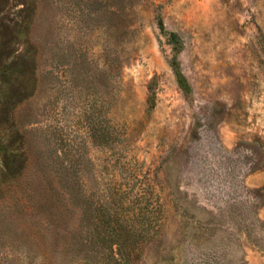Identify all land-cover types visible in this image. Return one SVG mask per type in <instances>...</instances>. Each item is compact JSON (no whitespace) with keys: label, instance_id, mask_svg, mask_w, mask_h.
Returning a JSON list of instances; mask_svg holds the SVG:
<instances>
[{"label":"rangeland","instance_id":"obj_1","mask_svg":"<svg viewBox=\"0 0 264 264\" xmlns=\"http://www.w3.org/2000/svg\"><path fill=\"white\" fill-rule=\"evenodd\" d=\"M0 256L264 264V0H0Z\"/></svg>","mask_w":264,"mask_h":264},{"label":"trees","instance_id":"obj_2","mask_svg":"<svg viewBox=\"0 0 264 264\" xmlns=\"http://www.w3.org/2000/svg\"><path fill=\"white\" fill-rule=\"evenodd\" d=\"M157 24L161 30V32L165 33L167 35L168 42L172 45V57L170 59V65L172 67V70L175 74L177 83L179 87L185 92L191 91V85L184 74L183 70L181 69V65L178 59L177 53L182 49L183 46V39L182 37L175 31H169L165 28V23L163 21V18L161 15L158 14L157 16ZM122 221L126 223L129 228H125L128 232L124 235L119 231H111L108 229V226L110 225L109 218L103 217L101 218V223L99 225V228L97 230L95 229V232L92 234V237L94 239L100 237L104 241L108 243V247L110 248L111 252L108 257L112 260H116L118 262H127L129 260V253L127 249H130L131 244L128 241V234L132 235L135 234V231H143L145 228L144 226H134V219L132 217L125 216ZM130 225H132L130 227ZM144 225V224H143ZM130 231V232H129ZM139 231V232H140ZM135 235H138L137 233ZM125 236V238H124ZM95 241V239H94ZM81 245H84L83 241L78 242ZM115 244L117 246H115ZM116 249V251H115ZM79 250H82L81 248ZM115 251V252H114ZM88 254H86L87 256ZM0 259L2 257L0 256ZM82 259H87L85 256L82 257ZM0 264H7L6 262H0Z\"/></svg>","mask_w":264,"mask_h":264}]
</instances>
